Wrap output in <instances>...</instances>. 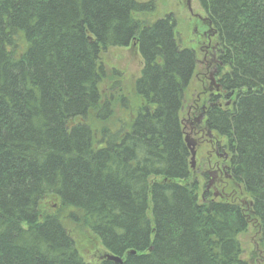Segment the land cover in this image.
I'll use <instances>...</instances> for the list:
<instances>
[{
  "label": "trees",
  "instance_id": "1",
  "mask_svg": "<svg viewBox=\"0 0 264 264\" xmlns=\"http://www.w3.org/2000/svg\"><path fill=\"white\" fill-rule=\"evenodd\" d=\"M198 2L231 99L213 101L206 126L250 206L199 199L189 181L181 113L197 55L173 15L144 25L135 15L152 2L0 0V264H90L47 201L122 258L101 264H250L238 239L249 223L264 253V0ZM132 42L143 66L126 95L142 104L128 123L111 120L118 74L100 57Z\"/></svg>",
  "mask_w": 264,
  "mask_h": 264
},
{
  "label": "rangeland",
  "instance_id": "2",
  "mask_svg": "<svg viewBox=\"0 0 264 264\" xmlns=\"http://www.w3.org/2000/svg\"><path fill=\"white\" fill-rule=\"evenodd\" d=\"M139 2H152L153 9L151 11H145L139 14H136L138 18L144 25L152 24L156 20L163 18L165 15H168L171 10L175 12L173 16L176 18V28L175 34L178 41V44L183 48H193L196 44L194 41L195 34L184 23L188 20V15L181 11L180 8H177L174 0H137ZM175 5V6H174ZM194 11L201 16H206L203 9L200 7L199 3L194 0ZM197 45L195 50H197ZM197 57L200 59L202 57L201 52L197 51ZM101 62L106 68L108 74L110 75L112 70L117 72L118 76V88L114 91L115 101L118 102L123 111H115V116L111 120H115L118 116L128 117L126 121L130 123L132 119L135 118L137 110L141 107L142 101L136 95L132 98H129L126 94L131 92L135 80L139 77L143 60L138 50V46L132 42L128 47H112L108 48L101 53ZM201 68V69H200ZM202 67L199 65L196 66L195 72L188 84L187 89L184 92V106L181 113L182 123L185 121L186 110L192 104V101L195 99L197 94L201 91L200 82L198 81L196 74L199 71H202ZM113 80V79H112ZM111 81L106 80L102 85V91L105 95L110 93ZM122 89L124 91H122ZM118 96V97H117ZM137 97V98H136ZM123 100L125 102H123ZM231 101V99H230ZM226 99H221V103L224 104ZM92 117L93 114L91 115ZM134 117V118H133ZM88 121H91L89 119ZM96 126L101 128L103 125L101 122H96ZM185 123H183L184 132ZM187 133H184L186 135ZM220 138H223L220 136ZM225 140V138H223ZM202 156V150L198 148L195 155V165L200 163V157ZM194 165V167H195ZM196 176L198 181H201L199 174L192 170V175L189 178V181L192 180V176ZM193 176V177H194ZM200 189L198 190V196L200 199L201 194V182L199 185ZM241 200L249 201V198L246 195L241 196ZM247 209V208H246ZM41 211L47 213H57L60 216L63 226L68 231L69 235L74 240L76 249L78 250L81 257L84 261L90 264H101L102 259L106 255V252L100 245L99 240L86 228L80 224L72 223L67 217V211L65 209H59V206L56 205L54 201H47L41 205ZM149 213V210H148ZM242 249L241 258L247 261L250 264H264V253L258 245V234L254 224L249 223V226L245 232L239 235L238 237Z\"/></svg>",
  "mask_w": 264,
  "mask_h": 264
},
{
  "label": "flooded vegetation",
  "instance_id": "3",
  "mask_svg": "<svg viewBox=\"0 0 264 264\" xmlns=\"http://www.w3.org/2000/svg\"><path fill=\"white\" fill-rule=\"evenodd\" d=\"M174 1L176 7L188 15V20L184 25L194 32V44L198 48L195 50V45L192 46V49L195 50L196 55L198 50L202 55L200 59L198 57L196 59V66L199 65L203 69L196 74L201 91L187 108V118L183 122L185 123V129L186 125L188 126L186 133L195 142V151L198 148L202 150L200 163H197L192 169L194 173L197 172L201 177V181H198L197 177L193 175L195 180L201 182L202 192L200 197L203 200L219 199L238 203L242 209L246 210L251 203L241 200L239 196V194H242L240 191L241 186L235 182L230 173L231 154L226 147V143L215 131L209 130L206 126L207 110L213 105L214 100L219 107H229L231 104L230 99H226L224 104L221 103V99L226 96L220 83V75L225 68L218 56L216 33L213 31L207 16H201L194 11V0ZM196 1L198 2V0ZM174 13L171 10L169 14L175 15Z\"/></svg>",
  "mask_w": 264,
  "mask_h": 264
},
{
  "label": "water",
  "instance_id": "4",
  "mask_svg": "<svg viewBox=\"0 0 264 264\" xmlns=\"http://www.w3.org/2000/svg\"><path fill=\"white\" fill-rule=\"evenodd\" d=\"M184 140H185L186 146L188 147V149L190 151V165H191V168H194L195 155H196L195 142H194V140L191 138V136L188 133L185 135ZM104 258L106 260H110V261H113L115 263H121L122 262V259L119 256L106 254L104 256Z\"/></svg>",
  "mask_w": 264,
  "mask_h": 264
},
{
  "label": "bare ground",
  "instance_id": "5",
  "mask_svg": "<svg viewBox=\"0 0 264 264\" xmlns=\"http://www.w3.org/2000/svg\"><path fill=\"white\" fill-rule=\"evenodd\" d=\"M230 96V95H229ZM226 97V96H225ZM230 98V97H229ZM115 256V255H114ZM121 258V257H120ZM122 259V258H121Z\"/></svg>",
  "mask_w": 264,
  "mask_h": 264
}]
</instances>
